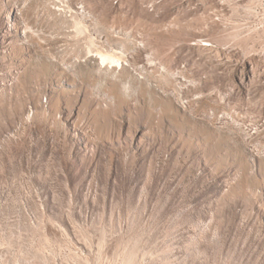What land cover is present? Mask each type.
I'll return each mask as SVG.
<instances>
[{"label":"rangeland","instance_id":"1","mask_svg":"<svg viewBox=\"0 0 264 264\" xmlns=\"http://www.w3.org/2000/svg\"><path fill=\"white\" fill-rule=\"evenodd\" d=\"M0 264H264V0H0Z\"/></svg>","mask_w":264,"mask_h":264},{"label":"bare ground","instance_id":"2","mask_svg":"<svg viewBox=\"0 0 264 264\" xmlns=\"http://www.w3.org/2000/svg\"><path fill=\"white\" fill-rule=\"evenodd\" d=\"M100 58H101V61L104 63L106 61H109L110 63H115V62H118V60H113V58L107 56V55H104V54H99Z\"/></svg>","mask_w":264,"mask_h":264}]
</instances>
